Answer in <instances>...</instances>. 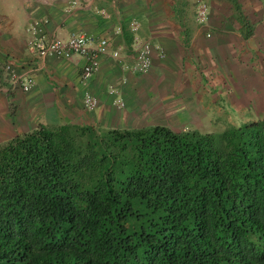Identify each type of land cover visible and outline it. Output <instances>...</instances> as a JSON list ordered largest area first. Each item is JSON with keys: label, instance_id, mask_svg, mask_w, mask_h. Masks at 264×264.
I'll return each mask as SVG.
<instances>
[{"label": "trees", "instance_id": "obj_1", "mask_svg": "<svg viewBox=\"0 0 264 264\" xmlns=\"http://www.w3.org/2000/svg\"><path fill=\"white\" fill-rule=\"evenodd\" d=\"M0 264H264V117L0 143Z\"/></svg>", "mask_w": 264, "mask_h": 264}, {"label": "crops", "instance_id": "obj_2", "mask_svg": "<svg viewBox=\"0 0 264 264\" xmlns=\"http://www.w3.org/2000/svg\"><path fill=\"white\" fill-rule=\"evenodd\" d=\"M66 1L0 0V64L8 61L18 71L26 68L36 70L33 74L34 85L28 93L7 92L6 83L0 79V143L28 133L38 125L73 124L106 128L115 125L120 127L123 123L124 115L117 111L114 114L109 110L107 102L110 103V98L103 96L104 89L113 86L110 81L117 72L111 60L102 57L99 61L98 72L91 79L89 87L98 104L93 111L87 112L81 106L79 67L72 60L39 61L28 54V29L32 21L46 19L48 23L45 30L53 31L61 39H66L70 33H83L95 43L98 38L110 35L120 25L121 34L112 38V44L120 45L125 53L126 49L128 51L130 38L126 22L122 18H128V8L138 17L148 12V7L143 2L145 0H90L88 8L83 6L84 0H75L80 6L71 13L65 12ZM102 8L109 12L107 18L97 12L98 9L105 11ZM208 8L210 15L213 16V12H216L218 30L212 32L207 39L189 33L186 40L193 49L200 52L204 48V54L212 53L220 60L221 68L218 67L217 72L233 74L237 56H241V52L249 55L250 50L257 47V43L264 42V6L259 7L254 0H208ZM230 26L234 28L233 31H230ZM179 34L177 31L176 34L173 32V37L167 43L156 36H152L150 42L152 45L161 42L165 50L174 49V42ZM120 53L122 57L123 53ZM152 56L151 71L163 67V63L157 62L156 57ZM127 57L124 55V59ZM183 57L184 55L179 57V63H184L189 71L194 70L187 64L189 60L186 61ZM151 71V75H154ZM119 79L118 77L112 82L117 81L118 85Z\"/></svg>", "mask_w": 264, "mask_h": 264}, {"label": "rangeland", "instance_id": "obj_3", "mask_svg": "<svg viewBox=\"0 0 264 264\" xmlns=\"http://www.w3.org/2000/svg\"><path fill=\"white\" fill-rule=\"evenodd\" d=\"M71 1L75 0H67L66 3ZM254 1L259 7L264 6V0ZM143 2L148 7V12L138 17L128 8V18H122L126 22L130 45L128 51L123 49L125 53L120 45L116 46L120 47L126 66L129 67L132 62L130 51L132 22L138 26L136 32L138 36L151 45L152 36L167 43L173 37V32L176 34L177 31L180 34L176 36L174 49L165 50L161 42L153 45L163 52L162 58H156L157 62L163 63V67L151 71V60L146 73L132 74L128 70L122 71L112 62L117 72L112 80L109 78L110 84L115 86L118 93L116 97L121 99L124 106L121 110L115 109L109 97L108 109L114 114L122 113L124 118L120 127L115 125L106 128L134 129L163 125L175 132L193 129L201 133H220L229 126H238L264 117V42L257 43V47L251 49L249 55L241 52V56H237L233 74L217 72V68H221L220 60L212 53L204 54V48L200 52L198 49H193L186 40L189 33L207 39L212 32L218 30L219 21L215 17V11L213 16L210 15L208 0H145ZM198 3H202L206 10L202 20L196 8ZM104 10L108 17V11ZM234 24L236 25L235 21ZM231 26L230 31H233L234 28ZM124 55L128 57L124 59ZM182 55L184 60H189L187 64L194 70L189 71L184 61L183 64L179 63V57ZM214 69L216 72L213 71ZM150 71L154 75H151ZM118 77L120 79L117 85V81L115 83L112 81ZM121 79L124 83L119 86ZM89 87L90 85L87 91ZM105 92L106 89L103 91V96H107ZM91 93L95 96L93 92Z\"/></svg>", "mask_w": 264, "mask_h": 264}, {"label": "built area", "instance_id": "obj_4", "mask_svg": "<svg viewBox=\"0 0 264 264\" xmlns=\"http://www.w3.org/2000/svg\"><path fill=\"white\" fill-rule=\"evenodd\" d=\"M90 0H84V5L88 8ZM76 1L68 2L65 6V12L71 13L79 7ZM198 16L203 19L206 12L202 3L196 5ZM101 16L107 18L103 10L97 11ZM48 23L46 19H37L31 22L28 33L29 38L26 42V51L39 61L48 59L71 61L79 67V83L81 85V106L87 111H93L98 104L97 98L91 93V79L98 72L99 61L102 57L108 58L114 62L122 71L128 70L132 74H144L148 71L151 63V56L162 58L163 52L157 47L151 45L148 41L141 39L136 33L138 26L135 22L130 24L131 39V64L126 66L120 54V47L112 44L114 36H120L121 29L116 26L110 35L98 38L93 43V39L83 33H70L66 39H61L53 31L47 32L45 25ZM36 70L26 68L24 70H16L11 62L0 64V79L6 83L7 92L28 93L34 85L33 74ZM120 85L124 80H120ZM1 90V87H0ZM117 90L115 86H109L106 89V95L111 98V105L121 110L124 106L121 99L116 97Z\"/></svg>", "mask_w": 264, "mask_h": 264}]
</instances>
